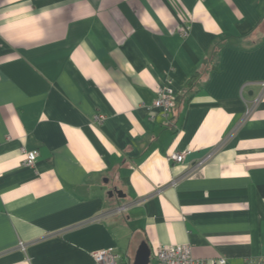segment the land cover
<instances>
[{
    "label": "crops",
    "instance_id": "0c3cea01",
    "mask_svg": "<svg viewBox=\"0 0 264 264\" xmlns=\"http://www.w3.org/2000/svg\"><path fill=\"white\" fill-rule=\"evenodd\" d=\"M143 241L264 257V0H0V264Z\"/></svg>",
    "mask_w": 264,
    "mask_h": 264
},
{
    "label": "built area",
    "instance_id": "2783aa9c",
    "mask_svg": "<svg viewBox=\"0 0 264 264\" xmlns=\"http://www.w3.org/2000/svg\"><path fill=\"white\" fill-rule=\"evenodd\" d=\"M189 27H185L183 32L187 34ZM177 95L174 90L164 85L157 91L153 106L169 113L176 106ZM96 120L101 122L103 115H96ZM23 164L33 166L38 158L37 150L23 149ZM186 158V152H173L170 154V160L174 162H183ZM125 208V206L120 207ZM23 245V243H21ZM96 264H121L122 256L114 248H101L91 253ZM155 264H226V257L200 258L192 254L191 245L188 243L163 245L155 248L153 253ZM246 264H264L263 258H250Z\"/></svg>",
    "mask_w": 264,
    "mask_h": 264
},
{
    "label": "water",
    "instance_id": "95a60500",
    "mask_svg": "<svg viewBox=\"0 0 264 264\" xmlns=\"http://www.w3.org/2000/svg\"><path fill=\"white\" fill-rule=\"evenodd\" d=\"M115 190H112L109 194L112 196ZM120 196H125L121 191H117ZM151 262V248L146 241H143L136 252L133 264H150Z\"/></svg>",
    "mask_w": 264,
    "mask_h": 264
},
{
    "label": "trees",
    "instance_id": "16d2710c",
    "mask_svg": "<svg viewBox=\"0 0 264 264\" xmlns=\"http://www.w3.org/2000/svg\"><path fill=\"white\" fill-rule=\"evenodd\" d=\"M199 73H200V72H197V73L193 76V78H192L193 81L197 78V76L199 75Z\"/></svg>",
    "mask_w": 264,
    "mask_h": 264
},
{
    "label": "clouds",
    "instance_id": "9594fccd",
    "mask_svg": "<svg viewBox=\"0 0 264 264\" xmlns=\"http://www.w3.org/2000/svg\"><path fill=\"white\" fill-rule=\"evenodd\" d=\"M45 15H47V13H45Z\"/></svg>",
    "mask_w": 264,
    "mask_h": 264
}]
</instances>
